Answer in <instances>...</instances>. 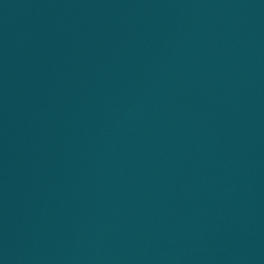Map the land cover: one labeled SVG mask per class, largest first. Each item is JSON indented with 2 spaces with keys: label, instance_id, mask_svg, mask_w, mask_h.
Wrapping results in <instances>:
<instances>
[{
  "label": "water",
  "instance_id": "obj_1",
  "mask_svg": "<svg viewBox=\"0 0 264 264\" xmlns=\"http://www.w3.org/2000/svg\"><path fill=\"white\" fill-rule=\"evenodd\" d=\"M0 264H264V0H0Z\"/></svg>",
  "mask_w": 264,
  "mask_h": 264
}]
</instances>
